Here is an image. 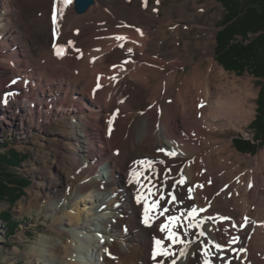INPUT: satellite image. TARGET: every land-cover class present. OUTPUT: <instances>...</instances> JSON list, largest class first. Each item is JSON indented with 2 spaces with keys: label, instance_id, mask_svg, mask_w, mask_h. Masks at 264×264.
I'll use <instances>...</instances> for the list:
<instances>
[{
  "label": "bare ground",
  "instance_id": "obj_1",
  "mask_svg": "<svg viewBox=\"0 0 264 264\" xmlns=\"http://www.w3.org/2000/svg\"><path fill=\"white\" fill-rule=\"evenodd\" d=\"M53 4L61 10L55 24ZM160 9L161 0H93L83 13L73 11V0H0V74L9 75L1 117L13 123L20 112L27 124L36 122L19 137L20 149L37 150L42 140L57 148L47 152L52 170L30 191L28 205L38 207L36 220L48 215L61 227L33 245L39 253L32 264H264V150L242 155L215 136L225 126L248 123L253 85L217 65L213 35L196 41L204 55L193 75L177 82L185 59L172 55L184 31ZM156 20L168 24L155 26ZM165 28L173 39L166 40ZM35 29L43 38L28 43ZM61 40L68 52L57 58L53 49ZM121 110L125 130L108 142L113 129L105 135L107 121ZM96 114L104 116L101 122L93 120ZM32 162L24 171L35 178ZM179 180L184 183L173 188ZM168 193L182 203L169 204ZM43 198L46 204L37 205ZM173 215L183 217L173 226L175 244L160 231ZM154 247L167 255L153 258Z\"/></svg>",
  "mask_w": 264,
  "mask_h": 264
},
{
  "label": "rangeland",
  "instance_id": "obj_2",
  "mask_svg": "<svg viewBox=\"0 0 264 264\" xmlns=\"http://www.w3.org/2000/svg\"><path fill=\"white\" fill-rule=\"evenodd\" d=\"M153 3L154 0H147V4H153ZM181 3L184 4L185 7V10L182 13L178 11L179 4ZM196 4L200 5L201 7L196 8ZM167 13H171L172 22L174 21L176 26L180 30L184 31L180 36V41H179L180 44L178 45L179 51H177L174 55H172L173 58L180 56L185 59V67L183 69H178L179 72L177 74L176 81L178 82L181 76H185L187 74L193 75V71L196 63L204 55V48L198 46L196 41L200 40L203 42L206 36L213 35L214 38L212 41H210V47L213 49V60L217 63L219 67L223 68L226 76L235 77L236 79L244 78L249 80L253 85L251 88V91L253 93V96L251 98V104L253 109L251 112V116L248 119V123L236 124L235 126H225L222 129L217 130L215 136L217 138H221L227 142H230L229 148L234 149L239 154L255 156L260 152H262L264 150V140L261 142L257 140H253V141L251 140V142L254 145H256L253 153L239 152L235 149L233 145L232 140L237 136H241L244 139H252L253 137V128L251 127L250 124L255 118L256 108H257L256 98L258 91L260 89L258 82H262V79L258 77H254L246 69V67L240 73H236V71L226 70L216 60V54H217L216 34L218 30L223 28V23H224L223 19L226 14L220 2L218 0H161L160 16L164 17ZM28 19L27 22L29 21ZM160 24L166 25L168 23L165 22L163 23V21L161 22V20H156V22L154 23L155 26ZM165 29L168 32V37L166 38V40L169 41L173 39L174 35L169 33L170 32L169 29L167 28ZM203 31L207 33L203 34ZM43 32H44L43 30L35 29L31 35L26 34L28 35L27 42L31 43L32 40H35L37 38L42 39L44 35ZM236 39L240 41L242 38L236 36ZM251 39H252V35L248 34V38L244 40L243 43H246ZM65 40H61L60 42L67 43ZM185 41H189L187 47H185ZM35 50H38V48H36ZM168 57L169 56H165L166 59H168ZM204 67L205 68L207 67V62H204L202 64L201 68ZM167 70H169V68ZM8 76H9L8 71L6 70L0 74V93L2 92L1 95L3 94V91L8 89V84H9ZM7 92H9V89L7 90ZM121 112L122 113L116 115L117 119L116 121L114 120L112 126L113 130L111 129L113 134H111L110 139L109 138L107 139L109 140L108 142H110V140L113 138L114 135L117 136L119 134L118 136L120 137L122 135V129L124 128L125 130L124 121L126 116L123 110H121ZM8 114L10 113L8 112ZM15 115L17 116V118L16 119L12 118L14 120V121L12 120L13 123L11 122L6 123L3 122V119L0 114V154H5L9 150L13 149L19 154L26 155V158H24L17 167H13V169H10L9 171L21 178H26L28 180V184L26 186L21 187V191L19 192L20 195L19 199H17L16 202L11 206H9V204L6 201L3 200L0 201V214L5 210H8L13 216L14 220L18 223L17 228L14 230L13 234L8 235L7 225L3 222L2 219H0V264H32V261L35 258V253H39L31 250L33 245H36V242L41 238H48L50 237V235H55L53 230L55 228L59 229L61 227L58 224H53L52 217L51 216L49 217L48 215L47 216H45L44 214L38 215V219L36 220L34 216V210L37 209L38 207L28 205L30 191L36 189L35 184L38 181H41L40 178L43 174L45 173L48 174L52 170L53 164L50 163L51 155H49L47 152L51 149L53 151L57 150V148L54 145L46 146L47 141L43 142L42 140L38 142V145L43 147L37 149L42 153L35 152L34 154V151H37L35 145L29 147L27 146V148L25 147L20 149V147H18L17 145L18 143H20V141L18 140L19 137L27 133L26 129L28 127L31 128L32 126H34L35 129V127L37 126L34 125L36 122H32V123L30 122V124H27V118L25 114L18 112V114L15 113ZM94 116H93V120L95 119L96 122L98 121L101 122V120L104 117L103 115H97V114L95 117ZM21 128H23L24 131L21 130ZM92 132L96 137L95 140H97V145H98L97 137H99L98 132L100 131L97 129V127H95ZM43 133L45 132L43 131ZM31 136L34 135L31 134ZM16 139L18 140L17 143L15 141ZM105 142L106 143L104 144V147L107 150L108 149L110 150L111 148L110 145L107 144L108 143L107 141ZM116 149L114 151L115 155L117 154ZM109 150L107 153H109ZM29 160H31V162L33 161L32 163L36 164L31 167V171L33 170L34 173L35 169L39 170V172L37 173L35 172V174H38V176H35V178L33 177L32 174H29L26 171H24V168L26 167L25 165H27L26 163L29 162ZM37 163H39V166L37 165ZM244 164L245 163L243 162L242 165ZM101 167H105L104 164L101 165ZM104 170L105 168H103V171ZM97 176L99 177L100 174H98ZM40 191L42 192V190ZM46 202L47 199L43 198L42 201L37 202V205L44 206ZM22 206L26 209L22 208ZM78 208H81V206L76 207V209ZM77 259L79 258L77 257Z\"/></svg>",
  "mask_w": 264,
  "mask_h": 264
},
{
  "label": "trees",
  "instance_id": "obj_3",
  "mask_svg": "<svg viewBox=\"0 0 264 264\" xmlns=\"http://www.w3.org/2000/svg\"><path fill=\"white\" fill-rule=\"evenodd\" d=\"M224 8L223 28L216 34V60L226 70L240 73L246 69L254 76L262 79L258 82L260 89L256 98V114L251 122L252 139L241 136L234 138L233 145L239 152L253 153L255 146L251 140H264V0H218ZM225 24V26H224ZM252 35L246 43L244 40ZM236 36L241 37L239 41ZM26 155L15 150L0 154V201L9 206L19 199L21 187L28 184L10 169L17 167ZM0 219L7 225L8 235H12L18 223L8 210L0 214Z\"/></svg>",
  "mask_w": 264,
  "mask_h": 264
},
{
  "label": "snow or ice",
  "instance_id": "obj_4",
  "mask_svg": "<svg viewBox=\"0 0 264 264\" xmlns=\"http://www.w3.org/2000/svg\"><path fill=\"white\" fill-rule=\"evenodd\" d=\"M66 2L71 3V0H66ZM55 22H56V17L54 16L53 17V23L55 24ZM137 31H139V29ZM115 38L117 40L122 39V37H119V36H117ZM54 47H55V45H54ZM128 51L131 52L132 50L129 49ZM62 53H63V50L62 49H57V51H56V55L57 56L62 55ZM13 83H15V81H13ZM99 87H101V85L97 84V88H99ZM109 124H111V121H109ZM158 151L164 152L166 155H169V156H174L175 155L174 152H168L167 149H165V148H160V149H158ZM183 183H184L183 180H179V181L176 182V184H173V188H175L177 186V184H183ZM189 192H191V189H189ZM168 195L170 196V199L168 200V203L169 204H172V203H182V201H178L177 200V197H176L175 194L168 193ZM161 199H163V196L161 197ZM139 200H140V197L138 196L137 197V202H139ZM158 203H159L158 201L153 202L152 203V208H156L158 206ZM150 210L151 209L149 208L148 204L146 203L144 205V218H143V222L146 225L149 224V220H150L149 212H150ZM167 211H168V208H165L162 212L159 213V215L162 216ZM199 211H204V209H200ZM196 212H197V210L195 208H193V209H191V210L188 211L187 216L188 217H193ZM182 218H183L182 216H180V217L174 216V215L173 216H168V218H167L168 219V222L166 224H161L160 225V231L161 232H163L165 230L168 231L167 239L171 240L172 244H175L177 242V240H178L177 233L173 230V226L175 225V226L179 227L180 226L179 222L181 221ZM195 226L196 225H193L189 221V227H195ZM200 235H204V232L201 231ZM153 239H154V245H157L158 246V245H162L163 244V241L162 240H158V239H155V238H153ZM216 247L219 248L220 245L217 244ZM158 254L167 255V252L158 253L156 247H154L153 248V252H152L153 258H155ZM173 264H175L174 261H173Z\"/></svg>",
  "mask_w": 264,
  "mask_h": 264
},
{
  "label": "water",
  "instance_id": "obj_5",
  "mask_svg": "<svg viewBox=\"0 0 264 264\" xmlns=\"http://www.w3.org/2000/svg\"><path fill=\"white\" fill-rule=\"evenodd\" d=\"M93 4V0H74V10L77 13H83Z\"/></svg>",
  "mask_w": 264,
  "mask_h": 264
}]
</instances>
